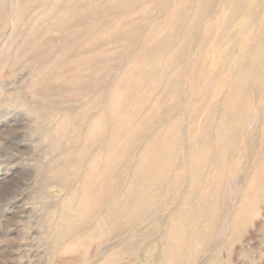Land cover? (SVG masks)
<instances>
[{"label": "rangeland", "instance_id": "374dc122", "mask_svg": "<svg viewBox=\"0 0 264 264\" xmlns=\"http://www.w3.org/2000/svg\"><path fill=\"white\" fill-rule=\"evenodd\" d=\"M0 264H264V0H0Z\"/></svg>", "mask_w": 264, "mask_h": 264}, {"label": "clouds", "instance_id": "9594fccd", "mask_svg": "<svg viewBox=\"0 0 264 264\" xmlns=\"http://www.w3.org/2000/svg\"><path fill=\"white\" fill-rule=\"evenodd\" d=\"M102 128V124L100 121H95L93 126L90 128V134L96 136Z\"/></svg>", "mask_w": 264, "mask_h": 264}]
</instances>
